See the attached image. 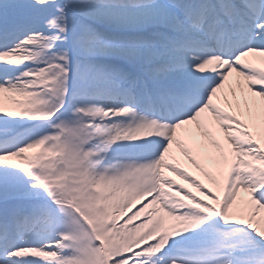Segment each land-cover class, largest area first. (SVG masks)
<instances>
[{
    "label": "snow or ice",
    "instance_id": "6c2138e0",
    "mask_svg": "<svg viewBox=\"0 0 264 264\" xmlns=\"http://www.w3.org/2000/svg\"><path fill=\"white\" fill-rule=\"evenodd\" d=\"M0 264H264V0H0Z\"/></svg>",
    "mask_w": 264,
    "mask_h": 264
},
{
    "label": "bare ground",
    "instance_id": "6f19581e",
    "mask_svg": "<svg viewBox=\"0 0 264 264\" xmlns=\"http://www.w3.org/2000/svg\"><path fill=\"white\" fill-rule=\"evenodd\" d=\"M193 172H194V174H195V169H191Z\"/></svg>",
    "mask_w": 264,
    "mask_h": 264
}]
</instances>
